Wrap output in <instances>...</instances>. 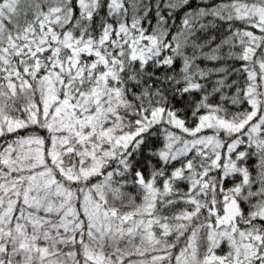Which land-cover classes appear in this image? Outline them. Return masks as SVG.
<instances>
[{"label":"snow or ice","instance_id":"snow-or-ice-1","mask_svg":"<svg viewBox=\"0 0 264 264\" xmlns=\"http://www.w3.org/2000/svg\"><path fill=\"white\" fill-rule=\"evenodd\" d=\"M0 264H264V0H0Z\"/></svg>","mask_w":264,"mask_h":264}]
</instances>
